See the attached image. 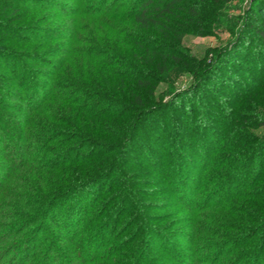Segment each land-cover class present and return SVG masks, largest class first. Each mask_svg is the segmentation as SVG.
<instances>
[{"label":"trees","instance_id":"obj_1","mask_svg":"<svg viewBox=\"0 0 264 264\" xmlns=\"http://www.w3.org/2000/svg\"><path fill=\"white\" fill-rule=\"evenodd\" d=\"M230 1L0 0V244L19 255L14 264H144L145 247L163 237L138 209L149 202L135 194L152 190L147 179L144 187L132 174L114 181L119 194L98 201L93 221L81 201L125 170L143 120L152 117L159 120L145 139L179 146V158L177 169L165 167L166 156L150 147V168L173 175V193L185 190L201 203L193 209L197 241L218 257L238 247L228 264H264V134L253 132L264 125V0H250L229 46L195 59L180 44L187 33L211 34ZM185 73L191 90L152 102L156 84ZM215 87L227 93L191 101L199 88L214 94ZM167 108L175 113L169 135ZM14 170L21 173L9 177ZM48 223L65 237H44L38 251ZM80 226L88 231L83 242ZM120 228L125 236L106 246Z\"/></svg>","mask_w":264,"mask_h":264},{"label":"rangeland","instance_id":"obj_2","mask_svg":"<svg viewBox=\"0 0 264 264\" xmlns=\"http://www.w3.org/2000/svg\"><path fill=\"white\" fill-rule=\"evenodd\" d=\"M62 3H66L68 6L74 4L73 0H60ZM107 2H110V0H107ZM106 2V3H107ZM250 0H232L226 4L225 9L221 12L220 22L217 24L216 27L213 28V31L211 34L206 35H199L196 33H187L185 34L180 44L182 46V50L187 52L189 55L194 57L195 59L201 58L203 54H205L207 49L211 48H225L229 46V44L233 41V39L236 36V33L240 29V27L243 25V22L245 20L246 15V9L249 5ZM54 22H58L57 20H54ZM110 35V34H108ZM106 35V36H108ZM58 41H55L57 43ZM17 46V45H15ZM80 58L77 56L75 59H73L71 62V66L77 68V64L80 63ZM77 71V70H76ZM245 75H250L251 71L245 70ZM254 74V71L252 72ZM251 73V74H252ZM245 80V79H244ZM210 85V86H209ZM212 85H215L214 82H208L205 86V88L208 90V86L211 87ZM194 87V79L188 74H182L179 76V78L173 83V84H166L165 82H159L156 84L155 88L152 90L153 99L152 102H165L169 103L172 98L176 97L179 93L186 92L187 90H191L190 88ZM202 90L199 88L196 92V94L192 97L191 101L194 104H197L199 100L202 99L203 95L204 99L206 100L207 97H217L216 100L221 99L220 96H218V92H224L221 89H216L214 94H211L213 92ZM148 98V97H147ZM188 101H186L187 103ZM164 113H161L162 116H165V119H168L167 122L168 128L166 130V135H169L171 132V121L172 118L175 117V113L172 109L167 108L164 110ZM171 116V117H170ZM152 120L144 119L143 123L140 126L141 134H138L137 137H135L133 141V154L132 152L130 154L131 158H127L125 163V170H123L122 173L116 174L111 178L110 181L106 180L102 182L103 188L101 190H93V192L87 195L86 199H82L81 201V213L86 215V217H90L91 221H93L96 217V209L98 201L101 199H104L109 194L118 195L119 192H117L119 188L116 189V187L113 186V182L120 180L125 177V174L128 176L132 174V179L134 181H141L137 182L136 185L138 187H144V179L146 178L148 183L152 186V190L149 192H135L134 186L130 184V187L136 194L138 202H147L145 206H139L138 209H144L146 213L149 215H152V219L156 221L154 223V226L158 232L163 234V237L158 239L156 237L152 238L148 245L145 247L146 249V255L144 259V264H228L232 257L238 249L235 248V250L229 251L225 250V254L223 253L222 256L218 257V252L215 248H211L207 243H203L201 240L197 241L198 237H201V234H198L199 228L194 229L195 221L198 220V215L194 213V210L198 208L201 203L199 201L195 202L193 204L191 202V194L185 192V190L181 191H174V186L170 184L169 178L171 179L172 176L169 178L164 177L163 174H161L160 171L153 172V169H151V161L154 158L152 154L150 153L151 149H154V151L162 152L166 158H164V166L174 169H177L176 165V158H179L178 150L179 146H174V144L170 145H164L162 148H158L157 146H153L151 142L147 141L145 137H148L150 131L156 127V121L159 120L156 117H152ZM157 119V120H156ZM147 131V132H146ZM143 132H146L144 135ZM253 132L262 135L264 134V125L257 127L253 129ZM197 136V131L195 132ZM143 135V136H142ZM191 140L194 142L196 141V138L193 137ZM195 147L198 149L199 147L197 144H195ZM136 149V150H135ZM135 150V151H134ZM137 150L139 152H137ZM169 151V153H167ZM157 152V153H158ZM166 152V154H165ZM187 155H193V150H186ZM151 154V155H150ZM156 155V154H155ZM196 155V154H195ZM172 157V159H170ZM6 164H3V167L0 168V181L1 176L4 175V167ZM186 167V166H185ZM165 168H160L163 171H168ZM187 169H189V166H187ZM18 170H14L10 172V176L14 177V175H18L21 173V171L18 173ZM174 171V170H173ZM17 172V173H16ZM145 174L143 178H141L142 174ZM164 173V172H163ZM169 174V171L167 172ZM8 173L6 174V176ZM180 175V174H179ZM7 178L6 180H3V190H11V184L12 178ZM138 179V180H136ZM177 179V176H174V180ZM143 181V182H142ZM147 187V186H146ZM5 190V191H6ZM98 191V192H97ZM0 193V199H1ZM4 195V194H3ZM153 195V196H151ZM191 202V203H190ZM117 200L113 202V207L116 205ZM103 204V203H102ZM62 204H58L56 209L51 214V219H58L59 217V211L61 210ZM112 206L109 207L113 208ZM194 209V210H193ZM198 211V209H197ZM62 215V214H61ZM94 216V218H93ZM50 219V218H48ZM60 220L62 221L61 217ZM122 218L119 220V226L121 224ZM201 229L204 227H200ZM71 229V228H70ZM123 228H120L116 235L119 234L118 238H112L106 246L113 245L116 243V241H119L123 236H125L126 233H123L120 235V232ZM78 238L79 241L83 242L84 238L87 237V230H82L81 226L79 228ZM132 231V227L130 226L127 229V233L130 234ZM48 234L46 236L41 235L39 236L36 244V248L38 251L44 248V245H46V240L44 241V237L46 239L50 238L52 235H63V232H57L52 228V225L48 223ZM53 232V233H52ZM65 232V230H64ZM68 233V231H66ZM69 235V234H68ZM67 236V235H66ZM89 236V235H88ZM65 236H62V239ZM42 238V241L40 239ZM258 239V236L255 235L250 240H246L242 247L251 245ZM0 244V264H14L15 261L18 259L19 255L16 253H8L10 248L2 247ZM120 245L116 244L113 249H119L120 251ZM210 247V248H207ZM162 249V250H161ZM93 250H91L92 252ZM15 252V251H14ZM227 253V254H226ZM12 258V259H11ZM115 259V258H114ZM159 259V260H158Z\"/></svg>","mask_w":264,"mask_h":264}]
</instances>
